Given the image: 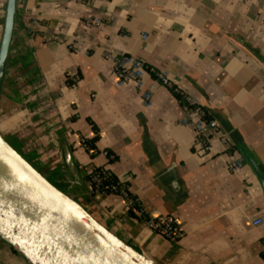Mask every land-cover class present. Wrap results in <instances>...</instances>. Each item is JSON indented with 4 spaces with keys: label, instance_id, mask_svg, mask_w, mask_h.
Wrapping results in <instances>:
<instances>
[{
    "label": "crops",
    "instance_id": "0c3cea01",
    "mask_svg": "<svg viewBox=\"0 0 264 264\" xmlns=\"http://www.w3.org/2000/svg\"><path fill=\"white\" fill-rule=\"evenodd\" d=\"M107 54L162 74L215 120L210 150L170 88L146 70L120 83ZM0 134L49 173H64V136L85 186L103 167L147 216L178 218L183 234L167 240L125 214L120 196L88 206L157 264H264V191L235 144L264 170V0H17ZM95 137L92 157L82 142ZM0 264L28 263L0 240Z\"/></svg>",
    "mask_w": 264,
    "mask_h": 264
},
{
    "label": "water",
    "instance_id": "95a60500",
    "mask_svg": "<svg viewBox=\"0 0 264 264\" xmlns=\"http://www.w3.org/2000/svg\"><path fill=\"white\" fill-rule=\"evenodd\" d=\"M17 0H6L0 37V87L14 30ZM234 138L233 132L229 133ZM244 161L264 191V170L240 140ZM60 162L74 198L52 185L0 134V240L28 264H157L115 234L91 210L94 198L64 136Z\"/></svg>",
    "mask_w": 264,
    "mask_h": 264
},
{
    "label": "built area",
    "instance_id": "2783aa9c",
    "mask_svg": "<svg viewBox=\"0 0 264 264\" xmlns=\"http://www.w3.org/2000/svg\"><path fill=\"white\" fill-rule=\"evenodd\" d=\"M106 59L114 62L115 74L120 83H128L131 81L138 82L143 71L146 70L160 83L176 91L166 77L160 73L154 72L150 68L144 67L139 61L126 57L118 58L111 54H107ZM187 103L192 106L191 109L194 116L197 143L201 146L200 148L202 151L208 152L210 150L209 135L211 132H218L219 125L215 120L207 119V114L202 108L190 104L188 101ZM83 147L90 156L94 154V150H87L84 145ZM102 155L105 156L108 161L114 159L108 151H103ZM241 165L242 162L237 160L232 162L229 168L232 171H236ZM86 175L88 176V179H85L87 190L94 199H99L108 195L120 196L123 200V212L141 220L145 227L151 232L158 233L167 240H178L182 236L183 232L180 228L178 218L164 215L156 217L147 216L139 206L138 198L128 190L124 183L116 179L113 180L114 177L105 168H93L89 170ZM261 223V219L253 221L254 226H258Z\"/></svg>",
    "mask_w": 264,
    "mask_h": 264
},
{
    "label": "rangeland",
    "instance_id": "374dc122",
    "mask_svg": "<svg viewBox=\"0 0 264 264\" xmlns=\"http://www.w3.org/2000/svg\"><path fill=\"white\" fill-rule=\"evenodd\" d=\"M6 141L10 145H12L13 148H15L18 152L22 153L21 149L16 145V142L14 140L10 139V136H6ZM25 157L28 161H30V163L32 165H34V167H36V169L40 170L41 172H44L52 183H54L58 187L61 186L62 188L60 187V189H62L64 191V193H66L70 197L74 198V196H75L74 191L71 187L69 180L67 179V177L64 173H62L58 169H54L51 173H46L45 169L43 167L37 165V163L34 160H32L31 156L28 155ZM81 174L84 175V172H82Z\"/></svg>",
    "mask_w": 264,
    "mask_h": 264
},
{
    "label": "trees",
    "instance_id": "16d2710c",
    "mask_svg": "<svg viewBox=\"0 0 264 264\" xmlns=\"http://www.w3.org/2000/svg\"><path fill=\"white\" fill-rule=\"evenodd\" d=\"M172 91H173V93L175 94V96H176V98L180 101V103L183 105V106H185V107H187V108H192V106H190L186 101H185V99L182 97V95L179 93V92H176V91H174L173 89H171ZM207 119H210L208 116H207ZM6 140V139H5ZM96 141V137L95 138H93V139H91V140H84L83 141V145L85 146V148L88 150V149H90V150H94V147H93V144H94V142ZM12 146V145H11ZM13 147V146H12ZM15 149V148H14ZM16 150V149H15ZM17 151V150H16ZM18 152V151H17ZM22 157H24L25 159H26V155L24 154V153H21V152H18ZM95 154H92L91 156L93 157ZM27 160V159H26ZM114 160V159H113ZM113 160H109L110 162H112ZM28 161V160H27ZM29 163H30V161H28ZM31 164V163H30ZM32 165V164H31ZM37 165H39V164H37ZM33 167H34V165H32ZM34 168H36V167H34ZM44 169H45V172L46 173H49V170H48V168L47 167H43ZM38 170V169H37ZM38 172H40L52 185H54L56 188H58L59 190H61V191H63L62 189H60V187H58V186H56L54 183H52L50 180H49V178L46 176V174L44 173V172H41L40 170H38ZM84 179H88V176L87 175H85L84 176ZM113 180H115V178H113ZM62 188V187H61ZM64 192V191H63ZM11 249H12V251L13 252H15V250L11 247ZM16 253V252H15ZM262 257L264 258V252L262 253Z\"/></svg>",
    "mask_w": 264,
    "mask_h": 264
}]
</instances>
